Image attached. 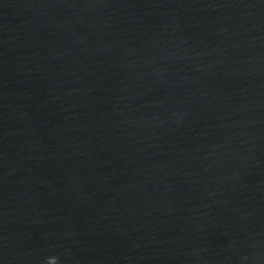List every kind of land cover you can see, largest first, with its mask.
<instances>
[{
  "label": "water",
  "instance_id": "95a60500",
  "mask_svg": "<svg viewBox=\"0 0 264 264\" xmlns=\"http://www.w3.org/2000/svg\"><path fill=\"white\" fill-rule=\"evenodd\" d=\"M0 264H264V0H0Z\"/></svg>",
  "mask_w": 264,
  "mask_h": 264
}]
</instances>
